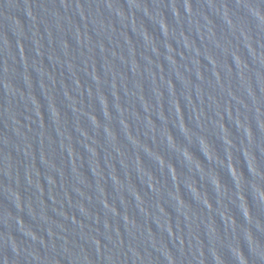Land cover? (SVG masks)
<instances>
[{
	"label": "water",
	"instance_id": "water-1",
	"mask_svg": "<svg viewBox=\"0 0 264 264\" xmlns=\"http://www.w3.org/2000/svg\"><path fill=\"white\" fill-rule=\"evenodd\" d=\"M0 264H264V0H0Z\"/></svg>",
	"mask_w": 264,
	"mask_h": 264
}]
</instances>
